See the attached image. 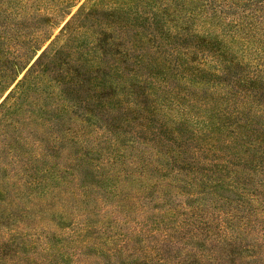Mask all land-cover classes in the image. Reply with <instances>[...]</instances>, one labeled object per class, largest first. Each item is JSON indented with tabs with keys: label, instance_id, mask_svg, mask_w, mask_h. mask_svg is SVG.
I'll return each instance as SVG.
<instances>
[{
	"label": "trees",
	"instance_id": "obj_1",
	"mask_svg": "<svg viewBox=\"0 0 264 264\" xmlns=\"http://www.w3.org/2000/svg\"><path fill=\"white\" fill-rule=\"evenodd\" d=\"M91 10L34 61L51 32L0 43V101L26 71L0 102V264L264 261V0H178L165 72L187 115L224 101L205 129L144 96L154 63H118L136 49L75 33Z\"/></svg>",
	"mask_w": 264,
	"mask_h": 264
},
{
	"label": "rangeland",
	"instance_id": "obj_2",
	"mask_svg": "<svg viewBox=\"0 0 264 264\" xmlns=\"http://www.w3.org/2000/svg\"><path fill=\"white\" fill-rule=\"evenodd\" d=\"M164 3H168L166 10L163 9ZM177 6L178 0H0V43L4 41L8 47L15 50L24 48L23 50L26 52L28 46L36 45L37 42H34L33 39L41 30H44V33L51 32L52 38L37 53L33 59L34 61L57 37L60 38L59 41L64 43L67 35L74 31L72 27L74 20L83 11L92 9L91 12H95L94 21L88 23L90 26L86 24L85 27L77 29L78 31L75 33L92 34V31L102 32L105 29L121 42L122 47L125 41L127 46L136 49V51L133 52L131 57H123L121 62L116 61L114 58L110 61L118 62L122 66L128 62L135 65H142L149 61L154 63V79H143L141 81L145 90L144 96L149 97L152 96L150 93L156 92L159 105L165 99L172 100V105L180 112H184L183 105L194 97L185 95L187 86L182 84L178 77L177 80L174 78V74L165 72L169 68L168 58L172 63V67L175 64L173 60L175 52L168 58V54L165 55L162 52L165 47L170 49L168 47L172 41L174 46L177 45L175 42L177 36H174ZM81 16L78 18H81ZM67 23L71 25L68 31H65L64 28ZM74 36L78 41L73 39ZM89 36L86 34L77 37L74 34L70 37L68 43L75 46H80L81 43L91 45ZM32 47L29 49L32 50ZM176 70L171 68L174 73H176ZM25 73L26 71L19 76L18 81L24 77ZM126 73L128 75L126 74L125 77H128L133 72ZM136 79L138 78L136 77ZM16 83L5 93L3 99L15 87ZM205 92L209 93L207 96L212 98L211 90L205 89ZM147 99L148 101L145 104L150 106L152 98ZM179 100L182 103L178 102ZM214 103L212 102V106L201 111L198 110L197 104L191 102L187 106L190 114L187 115L184 112L182 116L189 119L194 128L205 129L204 126L209 124L208 122L212 116L210 113L216 110L217 105H225L222 100H218L216 104ZM204 141L208 143L205 139ZM25 159L33 158L26 157ZM28 185L30 184H26L25 187H28ZM258 264H264V261Z\"/></svg>",
	"mask_w": 264,
	"mask_h": 264
}]
</instances>
